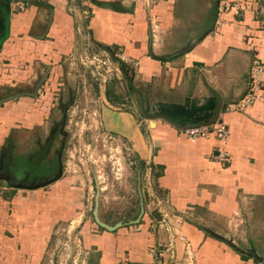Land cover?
I'll return each mask as SVG.
<instances>
[{
    "label": "crops",
    "instance_id": "crops-1",
    "mask_svg": "<svg viewBox=\"0 0 264 264\" xmlns=\"http://www.w3.org/2000/svg\"><path fill=\"white\" fill-rule=\"evenodd\" d=\"M231 1L243 9L225 13L216 28L218 0H0V264H44L60 198L36 191L53 183L62 166L38 165L45 144L40 130L61 111L62 76L87 41L122 70L132 66L128 88L148 130L131 112L113 114L114 128L148 165L167 207L180 213L168 219L191 245L175 239V264L189 249L197 264H252L190 221L194 213L232 217L240 202L264 199V0ZM249 93L255 100L245 111L230 109ZM220 98L227 143L189 139L144 111L158 107L160 114L162 103L211 99L216 108ZM24 138L33 139L32 155L20 150ZM79 233L88 264L173 260L168 252L158 256L170 238L151 217L113 231L83 220Z\"/></svg>",
    "mask_w": 264,
    "mask_h": 264
},
{
    "label": "rangeland",
    "instance_id": "rangeland-1",
    "mask_svg": "<svg viewBox=\"0 0 264 264\" xmlns=\"http://www.w3.org/2000/svg\"><path fill=\"white\" fill-rule=\"evenodd\" d=\"M87 49L82 46L71 55L62 76L61 111H56L55 117L51 115L40 130L45 144L38 165L54 161L63 170L59 179L36 191L60 198L59 216L54 218L57 222L44 264H88L84 261L87 254L79 230L83 220L97 224L95 210L101 221L110 226L133 225L136 219L143 222L148 217L159 225L165 212L170 216L180 214L167 207L170 203L154 183L148 165L140 159L132 142L114 128L113 114L131 112L141 128L148 130V122L141 121L147 117L128 88L131 81L126 77H131V64H125L123 71L114 57L109 66ZM111 84L115 86L111 94L114 102L107 97ZM144 107L147 114L159 113L158 107ZM20 142L21 152L32 155L33 139ZM239 204L232 217L209 215L203 219L194 213L190 221L246 261L264 264V199L252 197ZM160 252L169 253L160 249L158 256ZM185 252V261L179 264H197L195 251Z\"/></svg>",
    "mask_w": 264,
    "mask_h": 264
},
{
    "label": "built area",
    "instance_id": "built-area-1",
    "mask_svg": "<svg viewBox=\"0 0 264 264\" xmlns=\"http://www.w3.org/2000/svg\"><path fill=\"white\" fill-rule=\"evenodd\" d=\"M146 1L148 4H150L151 1L153 0H146ZM17 6L18 9H24L25 7L24 3L22 2L17 3ZM242 9L243 6L241 3H232L231 0H218L217 18L215 23L216 28H219L221 25L225 23L223 17L225 13L231 12L233 15H238ZM85 13L87 14V12ZM84 46L85 48H88L87 50H89L91 53H96L94 55V58L99 57V61H102L103 64H107L110 66L112 60L108 51L94 49L90 41H87ZM260 68H261L260 64L258 62H255L253 71L256 72ZM116 69L117 71H119L120 68H116ZM254 98H255L254 94L249 93L244 98H242L238 103L231 106L230 109L235 111H245L251 104H253L255 100ZM182 132L185 135H187L189 139L192 140H197L200 138H209L210 136H214L220 142L227 143L229 138V128L227 124L221 120H217V122L210 125H202L197 123L185 129H182ZM167 215H168L167 212L163 214V218L159 222V227L163 228L165 232L168 234V237L170 238L168 241V245H164V247H166V250L169 251V253H171V259L173 258V260H175V239L179 238L181 241H183L187 249L190 247L191 242L185 235H179L175 233L173 229V225L169 221ZM159 255H163V253L160 252ZM173 260L170 264H173L174 262Z\"/></svg>",
    "mask_w": 264,
    "mask_h": 264
},
{
    "label": "trees",
    "instance_id": "trees-1",
    "mask_svg": "<svg viewBox=\"0 0 264 264\" xmlns=\"http://www.w3.org/2000/svg\"><path fill=\"white\" fill-rule=\"evenodd\" d=\"M115 86L111 84L108 87L107 97L109 100L111 99V94L114 93ZM161 111L164 115H166L172 122L178 123L181 125H188V124H197V118L201 116H208L212 114L215 110V103L214 100H208L204 104H199L194 101H187L185 104H166L162 103L159 104ZM52 168V172H54Z\"/></svg>",
    "mask_w": 264,
    "mask_h": 264
},
{
    "label": "water",
    "instance_id": "water-1",
    "mask_svg": "<svg viewBox=\"0 0 264 264\" xmlns=\"http://www.w3.org/2000/svg\"><path fill=\"white\" fill-rule=\"evenodd\" d=\"M222 105H223V99L220 98V99L218 100V104L216 105V108H215V110L213 111V113H212L211 115H209V117H208L204 122H202V123H200V124H202V125H210V124L215 123V122L218 120V118H219V115H220V111H221ZM153 117H162V118L166 119L169 123H171V124H173V125H176V126H178L179 128H182V129H185V128L189 127V126H185V125H181V124H178V123H174V122H172V121H171L166 115H164L163 113H160V114H158V115H154ZM190 126H191V125H190ZM61 176H62V168H61V173H59L55 178H53L52 181H55V180L59 179ZM94 215H95V219H96L97 224H98L99 226H101L102 228L106 229V230L113 231V230H115V229H117V228H119V227L122 226L121 223L116 224V225H114V226H110V225H108L107 223L101 221V219H100V218L98 217V215H97V210L94 211ZM139 221H140V219H136V220L133 221V222H134V224H135V223H138Z\"/></svg>",
    "mask_w": 264,
    "mask_h": 264
}]
</instances>
